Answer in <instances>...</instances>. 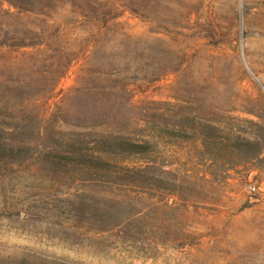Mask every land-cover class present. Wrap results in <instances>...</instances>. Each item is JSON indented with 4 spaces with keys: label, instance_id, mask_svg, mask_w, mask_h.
Here are the masks:
<instances>
[{
    "label": "rangeland",
    "instance_id": "rangeland-1",
    "mask_svg": "<svg viewBox=\"0 0 264 264\" xmlns=\"http://www.w3.org/2000/svg\"><path fill=\"white\" fill-rule=\"evenodd\" d=\"M101 135L171 182L93 179ZM0 264H264V0H0Z\"/></svg>",
    "mask_w": 264,
    "mask_h": 264
},
{
    "label": "trees",
    "instance_id": "trees-1",
    "mask_svg": "<svg viewBox=\"0 0 264 264\" xmlns=\"http://www.w3.org/2000/svg\"><path fill=\"white\" fill-rule=\"evenodd\" d=\"M178 133L186 134L181 131ZM229 140L231 141L230 138ZM203 146L208 153L222 152L229 158L234 157L233 151L239 148L236 140L229 143L223 140H205ZM150 148V141L137 142L126 137L101 135L93 140L88 148L89 151L78 148L76 151L69 152V155H74L76 159L86 160L85 165L93 175V179L105 180L107 183L128 182L132 184L138 182L144 186L153 187L158 179H161L160 177L171 182L168 177L172 171L166 165L146 160L148 158L144 157L151 152Z\"/></svg>",
    "mask_w": 264,
    "mask_h": 264
},
{
    "label": "built area",
    "instance_id": "built-area-1",
    "mask_svg": "<svg viewBox=\"0 0 264 264\" xmlns=\"http://www.w3.org/2000/svg\"><path fill=\"white\" fill-rule=\"evenodd\" d=\"M250 190L253 191V192H256L257 191V187L256 186H250Z\"/></svg>",
    "mask_w": 264,
    "mask_h": 264
},
{
    "label": "bare ground",
    "instance_id": "bare-ground-1",
    "mask_svg": "<svg viewBox=\"0 0 264 264\" xmlns=\"http://www.w3.org/2000/svg\"><path fill=\"white\" fill-rule=\"evenodd\" d=\"M166 2V1H165ZM168 2V1H167ZM171 4V3H170Z\"/></svg>",
    "mask_w": 264,
    "mask_h": 264
}]
</instances>
